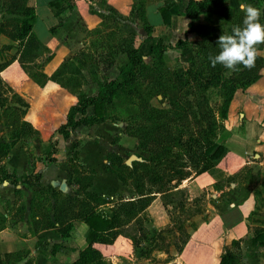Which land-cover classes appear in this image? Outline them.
Wrapping results in <instances>:
<instances>
[{"label":"rangeland","instance_id":"obj_1","mask_svg":"<svg viewBox=\"0 0 264 264\" xmlns=\"http://www.w3.org/2000/svg\"><path fill=\"white\" fill-rule=\"evenodd\" d=\"M29 1L0 0V143L11 140L10 137L14 130H18L21 121L24 120L30 124L32 121H37L39 124L36 125L35 132L49 134L47 143L42 142L40 145L36 141H32L29 138L32 135L18 139L30 153L31 163L39 164L36 156L45 151L64 156V159H59V161H66L65 148L62 143L60 146H56L58 141L54 130L55 126L65 117L70 105L69 97L67 95L65 97L68 88L59 87L57 83L46 79L53 71L49 75L47 73L54 68V61L52 62L50 59L59 51L60 45L64 41L73 39L72 32L78 30L81 33L74 39L75 54L71 57L80 56L82 52L87 53L90 58L85 63L84 68L86 69H82V72L88 74L89 70H92L97 76L99 71V75L104 76L99 70L104 62L98 61L110 59L112 62L114 61L116 67L125 61V55L117 47V42L121 37V32L118 29L120 23L134 13L136 19H140L138 17L139 9H135L137 4L142 6L144 0H90L87 1L89 4L83 6L85 8L84 15L76 13L74 5L70 6L67 0H60L58 8L53 7L54 12L57 11V15L60 14L58 16L60 21L50 27L53 36L51 45L33 48L30 53L35 56L33 58L26 54L24 48L22 51L24 54H21L22 57L18 59L19 52L23 48L22 45L25 44V39L19 42L15 38L22 16L20 6L26 2L28 4ZM241 3L259 7L262 12L260 23L264 24V0H217L205 4L200 14L195 17V21L215 29L213 34L219 38L223 32L229 34L230 29L236 26L229 27V21L219 14V10L224 7L236 8L241 24L245 15L239 8ZM203 35L205 41L212 40L215 45L214 39L208 34L203 33ZM195 36L194 41L187 42L189 44L187 47L190 50L181 53V58L177 57L171 61L168 56L174 53L178 54V50L167 49V55L163 58V64L158 71L162 74V78H157L158 73L145 72L141 77L139 88L149 87L154 83V80L160 82L174 73L181 74L188 67V58L194 53L195 46L201 40L196 34ZM193 44L195 46H192ZM208 46L212 52L219 50V46L211 47L212 43L210 42ZM257 47L259 54L255 67L251 70L245 69L241 65L238 71L229 74V71L225 69L223 72L224 78L233 86L232 91L227 93L225 119L220 118L218 113L224 98H226L222 87H209L200 90L194 85L190 86L191 84L186 86L188 92L185 99L194 110L199 112L197 116L201 112L208 111V116H212L217 124L216 134H222L223 130H226L227 133L241 134L245 140L246 153L239 159L233 155L226 158L224 162L230 164L225 169L214 166L199 173H194V169H190V175L181 180L176 187L163 194L153 192L154 196L150 203L138 216L146 238L139 239L137 246L132 245L130 238L123 234V232H132V222L127 227L123 226L121 233L113 239L117 252L104 255L105 264H184L178 257L187 241L193 240L196 232L200 234L202 232L200 228L205 224L210 226L220 209L230 201L229 193L234 190L250 192V196L254 200V209L248 214L247 220L254 229L264 228V44ZM141 52H144V48L141 49ZM144 56H146L144 62L151 65L153 59L147 55ZM105 76L110 77L111 75ZM176 98L177 92L175 93ZM171 102L168 90L163 95L156 94L149 98V104L158 108L168 107ZM132 108L133 105L125 104L122 107H117L112 114L125 119L132 113ZM195 120L193 116H185L179 119L177 124L181 128L188 122L190 123L188 128L195 129ZM122 136L117 140L121 160L114 161L107 166L120 173L128 183L132 180V174L123 165L128 167L132 165L134 174L142 172L148 168L146 164H150L147 158L154 152V148H159V146H153L152 140L142 144V140L138 137L140 132L138 135L128 136L125 134L124 137ZM76 147H78L77 144L73 146L74 149ZM130 155H134L136 158H132L126 164L125 159ZM67 156H70V153H67ZM135 161L144 163L147 167L133 163ZM76 162L79 163L78 157L73 160V164ZM153 168L160 170L163 165L157 164ZM66 171L67 175L60 177L58 183L66 178V182L73 192L84 183L85 177L89 176L88 173L82 174L80 171L74 176L68 169ZM50 176L48 179L53 177ZM54 180L57 182V179L54 178ZM101 185H105V182H101ZM128 189L123 195H101L108 202L99 204L97 207L108 209L115 207L120 202L132 199L135 194L130 187ZM150 190L155 191V187H151ZM72 228L74 229L70 236L75 237L79 230L77 239L80 238L81 222L72 220ZM217 239L219 241L215 240V247L219 255L229 249L236 254L238 259V245L234 244V239L228 240L226 237L220 236ZM73 244L80 247L83 245V241L79 239L77 243ZM177 248H181V251H176ZM75 256L76 251L70 253V258L74 259Z\"/></svg>","mask_w":264,"mask_h":264},{"label":"trees","instance_id":"obj_2","mask_svg":"<svg viewBox=\"0 0 264 264\" xmlns=\"http://www.w3.org/2000/svg\"><path fill=\"white\" fill-rule=\"evenodd\" d=\"M59 1L52 0L50 5L58 8ZM67 1L71 6L77 0ZM214 1L217 0H188L184 7L182 15L189 20L185 33H194L201 40L196 46L192 45L195 46V50L188 58V67L179 75L174 73L160 82L154 80V83L149 87L139 88L143 73H158L163 64V53L167 49H180L189 45L187 37H185L177 40L171 46L165 32L154 39L149 36L145 38L150 40L149 51L150 57L153 59L151 65L144 62L138 46L133 45V35L120 34L121 37L117 47L125 55V61L118 66L117 77L114 79H97L94 72L89 70V74L94 77L97 87L94 95H86L79 90L80 85L85 81L82 69H86L84 68L85 63L90 58L85 52L59 64L47 76V80L57 83L59 87L68 88L67 93L75 97V101L69 105L65 117L56 126L55 134L66 138L70 131L79 125L121 121L124 123L123 132L126 135H138V132H140L138 137L142 140V144L152 140L153 146H159V148H154V152L147 158L150 164H146L148 168L144 169L145 171L134 174L132 165L130 167L123 165L132 174V180L128 183L120 173L107 166L114 161H120L121 156L115 153L105 155L104 158L108 161L105 166L106 169L113 173L122 184L130 187L135 194L132 199L120 202L115 207L108 209L97 207L99 204L107 203L108 200H104L101 194L87 190L96 172L92 169L83 168L78 162L73 164V160L78 157L77 151L70 152V156L66 160V166L70 174L75 176L80 171L82 174L88 173L89 176L85 177L84 183L78 186L72 196L60 193L57 195L59 191L53 190L52 193L56 197V203L53 206L52 220L46 218L41 223V226L53 228L61 239H65L70 235L72 220H79L86 226L84 233L85 246L78 250L76 257L68 264H105L103 256L117 252L113 239L121 233L122 227H127L130 222H132V232H123V234L130 238L132 245L137 246L139 239L144 240L146 238L138 216L150 203L154 196L153 192L163 194L176 187L181 180L190 175V169H194V173H199L214 166L225 167L224 160L229 158L230 152L219 142L221 134H216L217 124L215 119L208 116V111L201 112L197 116L199 112L194 110L188 100L185 99L188 84H191L190 86L194 85L200 90L209 87H222L226 98H224L218 113L220 118L225 119L226 117L227 93L232 91L233 86L223 76L225 68L219 64L212 67L209 61V56L219 54L220 48L218 52H212L209 50L208 43H212L211 47L218 46V38L213 34L215 29L195 21V17L200 14L202 7ZM139 6L140 4H137L135 10L139 9L138 17L143 21V30L148 35L151 32V27L143 20V3L142 6ZM169 8V2H164L157 8L161 23L165 28L169 26ZM20 13L22 16L19 20L20 24L17 27L15 38L19 42L25 39V44L22 45L23 48L19 52L18 59L24 54L22 53L24 48L26 54L33 58L35 56L30 54L31 50L42 45L31 31L35 19L34 8L26 2L20 6ZM55 14L57 15L58 12H54ZM219 14L229 21V27L231 25L243 26L242 23H239L236 8H221ZM51 29L49 28L50 33H52ZM231 30L229 34H231ZM203 33L214 39L215 45L212 40L205 41ZM101 60V62H104L103 65L112 62L110 59ZM161 75L158 73L157 78L161 79ZM170 89L177 92V98L168 107L158 108L149 104L151 96L163 95ZM125 104L133 105L132 113L129 116L124 119L112 114L117 107H122ZM185 116L195 117V129H189L188 125L190 123L188 122L180 128L177 121ZM35 133V129L31 124L23 120L20 122L18 130H14L10 137L11 140L0 143V182L6 181L12 185L24 183L29 186H37L39 196H43L46 187L41 186L39 183L37 173L29 172L17 177L14 173L8 172L1 163V160L6 157L10 148L19 138ZM53 154L54 152L51 153L50 151L42 152L36 156V160L41 164H56L58 161ZM133 163L146 166L141 162L135 161ZM157 164H162L163 168L160 170L154 169V165ZM151 187H155V191H151ZM233 241L236 246H239L241 240ZM249 243L251 245H264V228H253ZM58 245L59 243L53 244L51 251L57 248ZM176 251L180 252L181 248H177ZM237 260L236 254L226 249L216 258V264H238Z\"/></svg>","mask_w":264,"mask_h":264},{"label":"crops","instance_id":"obj_3","mask_svg":"<svg viewBox=\"0 0 264 264\" xmlns=\"http://www.w3.org/2000/svg\"><path fill=\"white\" fill-rule=\"evenodd\" d=\"M51 1L30 0L28 2V5L34 8L35 14L31 31L36 39L47 47L51 45L53 37L49 28L60 21V19L58 20L60 14L54 15V8L50 5ZM87 1L89 2L90 0L74 1L73 5L76 13L84 15L83 11L85 8L83 6L89 4ZM187 1L144 0L142 7L143 20L151 27V32L148 35L145 33L142 28L143 21L136 19L135 13L129 16L128 19L123 20L118 30L121 34L133 35V45L135 47L138 46L143 60L146 58L144 55L150 57V40L145 39L147 36L154 39L166 32L167 40L171 46L177 40L184 39L185 37H187L188 41H194L196 37L194 33H185L189 20L186 16L182 15V12ZM164 2H169L170 4L169 26L167 28L161 23L160 15L157 11V8ZM79 33L81 31L74 30L72 32L73 39H68L60 45L59 51L50 59V61H54V68L47 75L59 64L73 58L71 56L75 54L74 49L76 47L74 39ZM142 48H144V52H141ZM177 50L178 54L174 53L171 55L172 57L168 56V59L172 61L177 57L181 58V53H185L190 49L183 47ZM166 55L167 52L165 51L163 58ZM98 62L102 63L101 61ZM118 66L114 65V61L104 66L102 65L99 70L101 71V75L104 76H100L98 71L96 78H116ZM82 74L85 81L80 85L79 90L86 95H94L97 89L94 77L89 73L82 72ZM105 75L111 76L106 77ZM168 91L173 102L176 91L174 89ZM65 95L69 97V104L75 101L73 95L67 92ZM32 123V127L36 129V125L39 122L32 121ZM123 124L121 121H105L92 125H79L70 131L66 138L55 134L58 141L56 146L58 147L62 143L65 148L66 160L69 157L67 153L76 150L80 165L85 169H92L96 172L87 190L101 195H123L126 193V190H129L113 173L106 169L105 166L108 161L104 158L108 153H115L121 156L117 140L118 137L122 135L124 137L125 135ZM48 136L49 134L45 135L42 132H38L29 138L41 145L42 142L47 143ZM219 142L230 152V156L233 155L239 159L246 153L245 140L241 134L236 132L227 133L225 130L222 132ZM76 144L78 147L74 149L73 146ZM53 156L58 159L59 163L38 164L35 162L33 164L31 163L32 159L26 146H22L17 141L10 148L6 157L1 160L4 168L8 172L14 173L17 177L29 172L37 173L39 175V183L41 186L46 187V191L43 193V196H39L37 186H29L24 183L12 185L6 181L0 182V264H68L73 260L70 258V253L76 251L77 255L78 250L85 246L84 233L86 226L83 223H81V233L78 239L79 230L75 237L69 235L67 238L61 239L60 235L53 228L41 226V223L46 218L52 220L53 206L56 203V197L52 193L53 190L59 191L57 195L58 193L70 196L74 194L71 191L70 185L66 182V178L64 179L65 183L64 180L58 183L61 179L60 177H64L68 173L66 171L68 169L66 161H59V159H64V156H58L55 152ZM229 164V162H225V167H219L225 169L228 168ZM49 174L57 179V182L53 177L48 179V177H51ZM101 182H105V185H101ZM57 183L58 185L56 186ZM229 196L230 201L220 209L210 226L209 224H205L200 228V231L202 230L200 234L196 232L194 239L187 241L178 257L181 262L184 264H216V258H218L219 254L215 247V240L219 241L217 238L220 236L226 237L228 240H241L239 241L237 253L238 264H264V245H251L249 243L253 228L251 227L252 224L247 220V216L254 209V200L250 196V192L234 190L229 193ZM73 229L71 228L70 233ZM79 239L83 241V245L76 247V244L73 243H77ZM39 242L42 246L38 244ZM58 243L57 248L51 251V246Z\"/></svg>","mask_w":264,"mask_h":264},{"label":"clouds","instance_id":"obj_4","mask_svg":"<svg viewBox=\"0 0 264 264\" xmlns=\"http://www.w3.org/2000/svg\"><path fill=\"white\" fill-rule=\"evenodd\" d=\"M239 8L244 12L243 26H233L231 34L223 32L217 40L219 54L209 56L212 67L218 64L229 71L240 70L239 66L251 70L258 57V45L264 44V24L260 23L262 15L259 7L241 3Z\"/></svg>","mask_w":264,"mask_h":264},{"label":"water","instance_id":"obj_5","mask_svg":"<svg viewBox=\"0 0 264 264\" xmlns=\"http://www.w3.org/2000/svg\"><path fill=\"white\" fill-rule=\"evenodd\" d=\"M132 158H136L134 155H130L125 159V163L128 164Z\"/></svg>","mask_w":264,"mask_h":264}]
</instances>
